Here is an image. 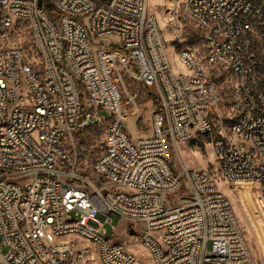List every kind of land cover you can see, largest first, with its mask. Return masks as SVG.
Listing matches in <instances>:
<instances>
[{
	"label": "built area",
	"instance_id": "built-area-1",
	"mask_svg": "<svg viewBox=\"0 0 264 264\" xmlns=\"http://www.w3.org/2000/svg\"><path fill=\"white\" fill-rule=\"evenodd\" d=\"M170 1L202 33L208 63L234 78L230 122L198 59L179 56L186 72L172 63L149 0H0L5 264H136L106 237L112 217L128 232L141 227L153 264H257L212 174L178 168L172 151L209 139L225 180L264 193V0ZM21 27L33 61L10 44ZM120 70L160 99L150 136L126 129ZM91 128H105L93 179L80 172L75 145Z\"/></svg>",
	"mask_w": 264,
	"mask_h": 264
},
{
	"label": "rangeland",
	"instance_id": "rangeland-1",
	"mask_svg": "<svg viewBox=\"0 0 264 264\" xmlns=\"http://www.w3.org/2000/svg\"><path fill=\"white\" fill-rule=\"evenodd\" d=\"M149 12L157 18L163 31L172 63L186 72L185 68L181 67L179 56L190 53L198 59L208 78L220 91V115L230 122V117L234 115V78L208 63L205 39L195 28L184 7H174L170 0H149ZM10 44L22 46L30 61H33L34 55L25 27H21L18 33L11 35ZM124 60L130 63L131 69H134V63L129 55H126ZM118 67L122 70L121 64ZM121 70L122 104L126 117V129L135 137L150 136L153 133V114L160 107L155 104V101L160 102V99L154 91L145 89L135 78ZM132 99L133 102H130ZM75 145L79 154L80 172L86 174L89 179H93V164L105 149V128H91L80 133L75 137ZM172 156L177 161L178 168L185 165L190 169H206L212 174L219 190L230 200L234 208L256 263L264 264V193L261 188L253 184H234L225 180L216 165L209 139H199L191 145L181 144L179 151H172ZM100 220L104 221L103 218ZM112 220L115 231L111 226H105L106 237L135 255L136 264H153L150 253L139 242L141 227H138L136 236L131 237L125 222L117 217H112ZM70 239L69 237L55 238V241L65 244ZM0 264H5L1 258ZM93 264H101V262L96 258Z\"/></svg>",
	"mask_w": 264,
	"mask_h": 264
},
{
	"label": "water",
	"instance_id": "water-1",
	"mask_svg": "<svg viewBox=\"0 0 264 264\" xmlns=\"http://www.w3.org/2000/svg\"><path fill=\"white\" fill-rule=\"evenodd\" d=\"M42 5H43V2L40 1V6H42ZM46 7H47V8H50L51 5L48 4V5H46ZM129 234H130L131 237H135L137 233H136V231H135L134 229H131V230L129 231Z\"/></svg>",
	"mask_w": 264,
	"mask_h": 264
},
{
	"label": "trees",
	"instance_id": "trees-1",
	"mask_svg": "<svg viewBox=\"0 0 264 264\" xmlns=\"http://www.w3.org/2000/svg\"><path fill=\"white\" fill-rule=\"evenodd\" d=\"M230 75H231V74H230ZM231 76H232V75H231ZM232 77H233V76H232ZM155 104H156V105H159V102L155 101Z\"/></svg>",
	"mask_w": 264,
	"mask_h": 264
},
{
	"label": "bare ground",
	"instance_id": "bare-ground-1",
	"mask_svg": "<svg viewBox=\"0 0 264 264\" xmlns=\"http://www.w3.org/2000/svg\"><path fill=\"white\" fill-rule=\"evenodd\" d=\"M177 59H178V58H177ZM178 61H179V60H178ZM178 63H179V62H178ZM176 65H177V64H176ZM177 66H178V65H177ZM181 67L184 68L182 64H181Z\"/></svg>",
	"mask_w": 264,
	"mask_h": 264
}]
</instances>
